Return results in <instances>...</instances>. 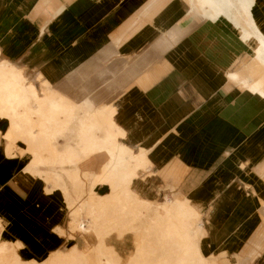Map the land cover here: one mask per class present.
Listing matches in <instances>:
<instances>
[{
  "label": "crops",
  "instance_id": "obj_1",
  "mask_svg": "<svg viewBox=\"0 0 264 264\" xmlns=\"http://www.w3.org/2000/svg\"><path fill=\"white\" fill-rule=\"evenodd\" d=\"M184 1L0 0V51L6 59L75 105L111 110L119 143L147 156L145 169L124 165L121 175L135 171L129 183L107 172L106 150L74 159L78 183L88 184L87 175L101 182L93 191L88 187L91 192L75 187L69 196L56 188L69 181L65 174L44 177L33 171V153L54 160L55 152L37 143L38 130L36 142L21 138L16 155L8 156L4 135L10 122L0 118L1 242L20 245L29 262L55 264L57 255L78 248L88 264H99L98 250L129 264L144 243L148 262L162 264L173 250L175 260L181 259L182 239L170 247L161 243L154 212H179L177 202L183 200L188 212H202L206 230L200 249L210 264H264V97L230 80L252 65L260 43L256 37L245 40L224 14L201 16ZM263 2L253 0L251 14L264 35ZM237 19L246 25L241 12ZM134 193L137 201L156 207L139 208L150 216L142 221L147 227L142 225L146 236L141 233V239L122 234L114 220V213L122 212L119 200ZM90 195L95 209L108 213L109 224L74 233L68 202ZM114 235L118 240L132 236L135 249L126 259L118 253L119 243H108ZM89 236L96 245L89 244ZM198 261L193 247L192 263Z\"/></svg>",
  "mask_w": 264,
  "mask_h": 264
},
{
  "label": "bare ground",
  "instance_id": "obj_2",
  "mask_svg": "<svg viewBox=\"0 0 264 264\" xmlns=\"http://www.w3.org/2000/svg\"><path fill=\"white\" fill-rule=\"evenodd\" d=\"M186 1L188 4H191L192 7L195 6L198 9V11H200L201 16L203 14V16L205 15V17L207 16L209 18H214L216 16L224 14L234 24V26L240 30L239 32L242 31L241 33H243V37L245 40L249 41V39L253 37H256L259 40L260 46L255 50L256 53V59H254L255 61L252 62V65H250L251 64L250 62L247 66L248 68L246 69L245 67L244 72H243L244 69L242 70L243 73L240 74L238 73L237 75L235 73L233 75L231 74L230 80L231 82H235L240 87L246 86L250 91L254 93H258L264 97V89H262V84H261V81L262 82L264 81V35L257 26V23L252 18L251 8L253 5V0H185L184 2ZM233 8H239L240 10L235 9L237 13L233 14L232 13ZM240 12L246 18L245 26L241 25L237 19L238 14ZM18 69L20 68H16L13 65L12 61L7 60L6 57L0 51V118H7L8 120H10L9 132L6 135H4V140H6L7 142L6 154L8 156L16 155L15 153L16 144L17 141L22 138V136L25 137L22 139L28 141V142L25 141L27 143H29V140L36 142L37 140L33 134V129L39 128L41 137L43 138L52 137L54 140H56V142H58L57 144H58L59 152L63 156L64 161L70 162L71 159H73V162L71 161V165L75 168L76 171H77V167H76L77 164L74 161V159L80 160L82 158L91 156L103 150H106L111 156V162L108 163L109 165L106 164L107 172L109 174L116 172V174H118L119 176L124 177L122 179V182L126 183L128 182L127 181L128 179H131L133 176L135 177V171L132 173L121 175V171L126 163L133 162L136 165V169L139 170L145 169L144 166L145 163L147 162L146 154L144 152H140V153L137 152L138 154L136 152L135 153L129 152L125 146L119 143L118 140L120 137V133L116 129L117 127L113 121V115H112L113 112L111 110H106V112H96L93 111L88 104H83V105L81 104V106L75 105L68 99L69 98L68 96H67L68 98H65L64 96L61 95L62 93L59 94L58 92L54 91L50 86L48 85H47L48 87L45 86L44 85L45 82L41 77H39L38 79L32 78L33 74L25 72L26 70L23 71L20 69L21 70L20 71ZM40 80L42 81L41 84L45 86L43 90L37 86V84L41 82ZM235 83L234 85H236ZM58 98L60 99L58 100ZM91 124L93 125V127L90 131H88L87 127L91 126ZM100 133H103L104 137H100ZM129 150H132V148H130ZM150 175H151V171H150ZM86 177L89 182L88 184H92V186L89 187L91 188V190L92 187L96 185V183L99 184V182H101V179H98L93 175H87ZM91 178H94L93 181H91ZM115 180L117 181L118 179ZM79 184L81 188H85L88 185V184L86 185L83 181L82 183ZM127 189H129V187ZM129 191L131 190L129 189ZM89 192H87L86 194H88ZM131 193L132 192H130V194ZM86 196H84L85 201H82L81 200L82 198L80 197L74 198V201H72V199L69 197L71 199V201L68 202L69 209L71 210V225L74 226L76 233H87V231L90 228L92 229L94 228L95 230L96 228H98V224L101 222L102 217H104V215L107 214L104 208L100 210H96L97 212L90 210V213L87 215V221L85 220L86 221L85 222L84 220H82L79 214L81 212H84L85 209H89V208L91 209L92 207H94V204L96 205V203H93L91 201L93 199V198L90 199L91 195L88 197ZM179 196L180 195H178V197ZM134 198H135V193H134ZM134 198L130 195H126L125 200H123L124 202H122V200H119L118 198L120 204L122 205L121 208L122 212H115V213L113 212V213L115 217L118 218L117 225H121L122 231L131 229L134 230L135 232L143 233V235L146 236V234H144L146 232H143V229L147 226H144L145 223L143 225L142 221L145 220L146 222L147 221L146 217H148V215L145 217L143 212L139 211L138 207H142L144 208V210L147 209V211L151 209L154 210V208L156 207L151 204H145L143 200H141L143 201V203H141L137 201L136 198L135 199ZM146 203L148 202L146 201ZM151 203L154 204V202ZM103 204L104 203L102 202L101 207ZM172 205L175 206L176 202H174ZM162 206L164 205L161 204V207ZM177 207L179 209V212H170L168 209L167 212H159V210L158 212H154L157 215V220L155 219L156 225L159 224L160 226L158 228L159 230H157V232L158 231L160 232L158 233L160 235L158 236L159 240L161 241V243L163 241L164 244H167L170 247L171 242L173 243L175 239H177V237H180L182 239V243L180 244H182L183 247L188 248L190 250L194 247V255L195 254L198 255L200 258V261L198 262L199 264H210L209 261L207 260L208 258L206 259L203 256V254L201 253L202 251L200 249L201 246L200 241L203 238L206 230L204 229L202 223V212H190V211L188 212L186 204L183 202V200L182 201L179 200L177 202ZM155 211H157V209ZM119 213L121 214L119 215ZM149 215H151V212ZM129 216L131 217V219L126 222L127 224L122 223V221L120 222L121 220L120 218L126 220V218ZM143 216L145 219L143 218ZM153 216L154 215H152V217ZM148 218H150V216ZM155 220L153 219V222H155ZM177 221L179 224L177 223ZM149 222L151 224V221H148L147 223ZM139 223L141 224L137 225ZM142 225L144 226V228ZM148 227L150 228V226ZM145 230L148 231V228H146ZM89 232L91 231L89 230ZM148 232H151V230ZM152 234L156 235V232L155 234L151 233L150 235ZM150 235H149V239H150ZM152 238L150 240H152ZM146 239L148 240L147 237ZM152 241H148V242L151 243ZM144 244L143 246H145ZM156 244L154 243L152 245L156 246ZM158 244L160 245L159 242ZM178 244H179V240H178ZM171 245L173 246V244ZM192 245L193 247L191 248ZM15 246H16L15 243L9 241L1 242V234H0L1 264L3 263L12 264V263H8L9 261H6V259H2V258L4 257V255H6V253L10 252ZM143 246L139 250V254L141 255L139 257H141L140 258L141 261L138 263L136 261L131 260L130 264H148L151 262V261L148 262L149 260L146 259L147 257H149V255L146 254L147 252L145 253ZM18 247L20 248V245H18ZM165 253L166 252H164V256ZM71 254L72 253H69L63 256L70 257ZM162 254L163 253H161V255ZM146 255L148 256L146 257ZM96 257L98 258L99 264H118L120 262L119 260H121L119 257L118 259L113 254H109V256H106L105 254H103L102 250L97 251ZM165 260H162V263L168 264L169 262L165 263L164 262ZM176 260L172 264L190 263L189 261H184L183 257L181 259L179 258ZM158 263L160 264L159 261ZM55 264H82V263L78 261L61 263V261L59 260V262H56ZM150 264H154V263L151 262Z\"/></svg>",
  "mask_w": 264,
  "mask_h": 264
},
{
  "label": "rangeland",
  "instance_id": "obj_3",
  "mask_svg": "<svg viewBox=\"0 0 264 264\" xmlns=\"http://www.w3.org/2000/svg\"><path fill=\"white\" fill-rule=\"evenodd\" d=\"M41 83H42V81L40 83H38L37 86L40 89L43 90V88H45L46 85L44 84L45 86H43V84H41ZM9 122H10V120H9ZM92 127H93V125L91 124V126L87 127V130L90 131L92 129ZM36 130H39V128L33 129V134H34V132ZM25 131H27V130H25ZM38 132H39V138H40L41 137L40 130ZM100 137H104V134L103 133H100ZM22 138H25V137L22 136ZM36 140H37V138H36ZM37 143L40 144V145H45V146H48V145L50 146L52 144L51 145V148H53L55 152L53 153L54 160L53 159L52 160L45 159V158H43L41 156V154L33 153L34 160H33V162H32L31 165H34L35 166V169H33V171L36 172L35 175H37V176L40 175V176H44L45 177V176L51 175L50 173H52V175L54 177L59 178V177H63L64 174H65V176L67 178H69V181L66 182V183L64 182L62 185H57L56 188L57 187L58 188H62V190L64 191V193H66L67 195H69L70 192L72 194H74L75 189L74 190H72V189L75 188V187H80V184L78 182H80V177L79 176H81V173H80V175L78 173H75L74 167L71 165V163L68 162V161H64L63 156L59 152V148H58V144H57L58 142H56V140H54L52 137H48V138L41 137L40 140H39V142H37ZM56 158H57V160H56ZM87 158H82L81 161H83V160H85ZM69 169H71L72 173H69ZM71 179H72V181H71ZM86 179H87V177H86ZM87 182H88V180H87ZM85 184L87 185V183H85ZM91 186H92V184H88L86 187H91ZM76 192H77V190H76ZM71 199H72V201H74V198H71ZM84 200H85V198H83L82 201H84ZM160 200H162V198ZM160 200H158V201H160ZM139 208H142V207H138V209ZM90 210L97 212L96 211L97 209H95V207H92L91 209L90 208L89 209H85L84 212H81L79 214L80 218H81L82 215H84V213L88 215L90 213ZM120 214L121 213H119V215ZM106 215H107V217H109L108 216V213L105 214L104 217H102L101 222L98 224V226L100 224L107 223V220H106L107 217H106ZM105 217H106V219H105ZM120 219H121L120 220V222H121L122 221V218H120ZM114 220L118 222V218L114 217ZM127 221L128 220L126 218V220H124V222H122V223H126ZM108 224H109V222H108ZM119 227L121 229V225H119ZM0 230H1V227H0ZM72 230H73L74 233H76L74 226H72ZM127 231L132 232L134 234L137 233L136 234L137 237L139 239H141V233L135 232L134 230H131V229L124 230L121 233L123 234V233H125ZM0 234H1V231H0ZM88 242H89V244L91 246H94V245H96V242L97 241L93 237L89 236L88 237ZM108 243H111L112 245H117V243H119L118 253L121 255V257H123V259H126L127 256L131 255L133 253L134 249H135V246L133 245V242H132V236L131 235L126 236L122 240H118L117 239V236L114 235L112 237V239H109L108 240ZM16 245L18 246V244H16ZM179 250L182 251V252L184 251L182 253L183 254L184 261H189L190 262L189 264H193L192 263V249L190 250V249L185 248V247L182 246V248L179 249ZM69 253H72L71 254L72 257L71 256L70 257L65 256L63 258H60L61 256H58L57 255L58 257H56V259H55L56 262L58 261V259H60L61 263H68L70 261H78V262H80L82 264H88L87 263L88 262V259H87L86 255L82 251H80L78 248H73L71 250H68L64 254H59V255H65V254H69ZM139 256H141V255L138 252V255L134 259H132V261H136V262L139 263L141 261V259H140L141 257H139ZM175 256H176L175 250H173L172 255H170V252H169V257L167 258V260H165V263L166 262H169L168 264H170V263L172 264L173 262H175ZM195 256H196V254H195ZM2 259H6V261H9L8 263H12V264H39V263H35V262H29L25 257H23V255L21 254V252H19V250H18V248L16 246L10 252L6 253V255H4V257ZM162 260H164V259H162ZM194 260H195V258L193 259V261ZM199 261H200V258H199ZM0 264H1V261H0ZM3 264H7V263H3ZM162 264H164V263H162ZM197 264H199V263H197Z\"/></svg>",
  "mask_w": 264,
  "mask_h": 264
}]
</instances>
